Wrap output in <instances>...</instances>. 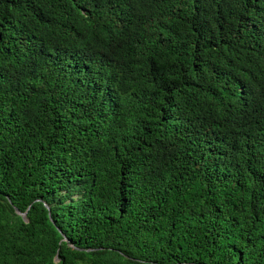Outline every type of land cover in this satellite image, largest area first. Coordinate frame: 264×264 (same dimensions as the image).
Segmentation results:
<instances>
[{
    "label": "trees",
    "instance_id": "1",
    "mask_svg": "<svg viewBox=\"0 0 264 264\" xmlns=\"http://www.w3.org/2000/svg\"><path fill=\"white\" fill-rule=\"evenodd\" d=\"M0 264H264V0H0Z\"/></svg>",
    "mask_w": 264,
    "mask_h": 264
},
{
    "label": "water",
    "instance_id": "2",
    "mask_svg": "<svg viewBox=\"0 0 264 264\" xmlns=\"http://www.w3.org/2000/svg\"><path fill=\"white\" fill-rule=\"evenodd\" d=\"M15 212H16V214H18V215H20V216H22V217H25V213H24V214H21V213H19V211H17V210H15Z\"/></svg>",
    "mask_w": 264,
    "mask_h": 264
}]
</instances>
